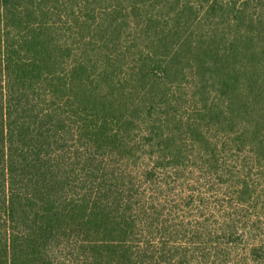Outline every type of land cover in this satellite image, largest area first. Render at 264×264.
I'll return each instance as SVG.
<instances>
[{
    "label": "trees",
    "instance_id": "1",
    "mask_svg": "<svg viewBox=\"0 0 264 264\" xmlns=\"http://www.w3.org/2000/svg\"><path fill=\"white\" fill-rule=\"evenodd\" d=\"M0 264H264V0H0Z\"/></svg>",
    "mask_w": 264,
    "mask_h": 264
},
{
    "label": "rangeland",
    "instance_id": "2",
    "mask_svg": "<svg viewBox=\"0 0 264 264\" xmlns=\"http://www.w3.org/2000/svg\"><path fill=\"white\" fill-rule=\"evenodd\" d=\"M183 194H194L197 201L191 210H184L188 218H179L187 237L210 249L236 237V227L232 226L237 225L236 218H226L229 211L219 201L220 196L211 193L214 198L207 189L197 184L188 186Z\"/></svg>",
    "mask_w": 264,
    "mask_h": 264
}]
</instances>
